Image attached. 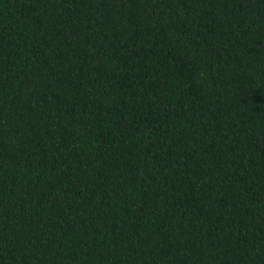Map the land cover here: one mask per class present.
Here are the masks:
<instances>
[{"label":"trees","instance_id":"obj_1","mask_svg":"<svg viewBox=\"0 0 264 264\" xmlns=\"http://www.w3.org/2000/svg\"><path fill=\"white\" fill-rule=\"evenodd\" d=\"M0 264H264V0H0Z\"/></svg>","mask_w":264,"mask_h":264}]
</instances>
